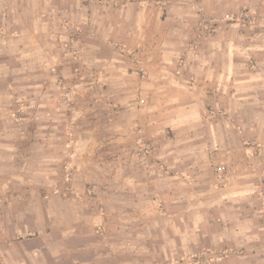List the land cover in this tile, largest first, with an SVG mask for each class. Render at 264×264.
<instances>
[{
	"label": "crops",
	"instance_id": "obj_1",
	"mask_svg": "<svg viewBox=\"0 0 264 264\" xmlns=\"http://www.w3.org/2000/svg\"><path fill=\"white\" fill-rule=\"evenodd\" d=\"M244 9L252 15L246 24L239 21ZM130 41L139 48L155 41L137 53L142 73L119 52ZM174 56L175 64L164 63ZM138 86L153 92L157 111L168 104L163 118L181 138L177 148L165 147L168 171L91 157L131 135ZM211 104L231 110L233 132L258 145H239L235 179L219 190L203 175L196 202L187 165L195 157L207 162L203 138L228 130L227 120H212ZM175 161L177 182L188 180L177 201H194L178 214L202 217L204 229L219 226V241L260 247L264 0H0V264H75L91 247L90 233L99 237L95 248L107 239L114 256L115 239L123 233L127 241L128 226L113 222L118 216L134 203L142 207L149 194L175 199Z\"/></svg>",
	"mask_w": 264,
	"mask_h": 264
},
{
	"label": "rangeland",
	"instance_id": "obj_2",
	"mask_svg": "<svg viewBox=\"0 0 264 264\" xmlns=\"http://www.w3.org/2000/svg\"><path fill=\"white\" fill-rule=\"evenodd\" d=\"M146 42L147 46L145 47ZM152 42L155 41H144V46L139 48L140 44H137L136 41H130L129 45H122V49L119 52L128 55L132 68L138 69V72L142 73L141 67H143L144 62L142 55L137 53L139 50L144 52L151 51L153 48L151 47L153 46L151 45ZM171 43V41H167L165 44L170 45ZM72 47L74 45L69 44L70 50L73 49ZM145 56L148 57L146 53ZM164 63L175 64V56L173 62H168L165 58ZM23 74L21 73L22 77H25ZM153 91H156V89H153ZM165 93L168 94L169 92L164 90L163 95ZM152 95L153 92H150V90L144 91L139 86L135 88V92L132 93V107L133 111L136 112V121L133 122L131 135H124L119 137V140L116 139L115 145L112 148L110 147L108 152L92 153L91 157L94 161H102L104 159L123 161L124 159H131L133 165L140 162H143L144 165V162H146L148 169L152 168L151 171H153L154 165L159 167V164L160 166L163 165L159 169L164 172L168 171L164 164L165 162H163L167 158V156H163L165 147L168 146L169 149V147L175 146L177 148L178 140L181 138L177 137L175 125H169V119L163 118L170 114L167 112L169 111L168 104L160 103L161 111H157V108L154 107L156 106L155 104L158 106V103L151 101ZM114 107L116 111L123 112L124 108L121 105L115 104ZM209 112L212 115V120L217 118L224 121L227 120L228 130L222 136L213 135L212 137L205 136L203 138L208 143L206 152H203L207 162H202L204 159H200L201 162H195L198 161L195 157L193 159L195 161L187 165L194 172L193 177L195 178H193L192 182H195L193 187H195L196 200L194 201L196 202H198L202 194L198 184L203 180V175L210 174L212 183L215 186L214 189L219 190L225 183L234 178V172L237 170L236 162L242 158L240 153L237 152L239 145L243 144L251 148L258 145L256 139L250 136L240 137L235 131L233 132L232 129L235 128L236 120L235 114L231 110L227 108L216 109L211 104L209 105ZM160 115L163 119H160ZM176 159L177 155H175ZM182 168L180 167V169ZM135 169L140 172V165ZM178 169L176 162L174 200H171L170 196L165 194H163V198L152 199V195L149 194L148 203L142 200V207L134 203L131 212H126L125 218L123 216L119 218L118 216L113 221L116 224L128 226L125 229L126 243L123 241V233H121L120 239H115L120 241L119 244L121 246L115 249L116 254L114 256L111 255L113 250H109L106 245L107 239L104 240L102 246L95 248L96 237L94 233H90V235L86 233L88 234L86 239H92L87 242L91 247L84 250L81 259L75 264H230L231 261L236 262L234 259L239 260L238 264H243V262L256 264V258L253 255L256 250L261 251L260 255L264 257V241L261 242L260 247H243L238 246L233 241H219L215 237L220 235L219 226L215 227L216 231H213L212 226L204 229L200 225L201 222H199L202 217L198 215L188 217L178 214L182 207H187L189 203L194 202L187 200L177 201L178 191L188 188L184 184L188 181L185 177L184 182H177ZM134 196L136 194H133ZM208 201L215 202L213 199ZM137 202L139 203L140 200ZM260 205L264 209L263 200ZM216 207L219 208L220 205L218 204ZM168 211L174 214H168ZM24 238L22 234L18 237V239ZM96 239H99V237Z\"/></svg>",
	"mask_w": 264,
	"mask_h": 264
},
{
	"label": "built area",
	"instance_id": "obj_3",
	"mask_svg": "<svg viewBox=\"0 0 264 264\" xmlns=\"http://www.w3.org/2000/svg\"><path fill=\"white\" fill-rule=\"evenodd\" d=\"M251 20H252V15H251V13L249 12L248 9H244V10L241 12L240 16H239V21H240V23H242V24H246V23L251 22Z\"/></svg>",
	"mask_w": 264,
	"mask_h": 264
}]
</instances>
